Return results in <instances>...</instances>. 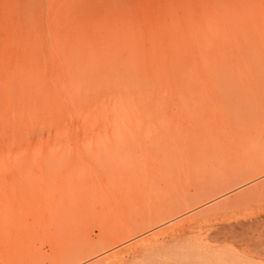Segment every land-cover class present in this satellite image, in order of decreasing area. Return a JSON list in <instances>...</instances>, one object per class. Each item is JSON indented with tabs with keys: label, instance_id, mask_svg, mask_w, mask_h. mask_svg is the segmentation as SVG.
<instances>
[{
	"label": "rangeland",
	"instance_id": "obj_1",
	"mask_svg": "<svg viewBox=\"0 0 264 264\" xmlns=\"http://www.w3.org/2000/svg\"><path fill=\"white\" fill-rule=\"evenodd\" d=\"M10 228L0 264H264V0H0Z\"/></svg>",
	"mask_w": 264,
	"mask_h": 264
},
{
	"label": "bare ground",
	"instance_id": "obj_2",
	"mask_svg": "<svg viewBox=\"0 0 264 264\" xmlns=\"http://www.w3.org/2000/svg\"><path fill=\"white\" fill-rule=\"evenodd\" d=\"M197 153V152H196ZM201 155V154H200ZM199 155V156H200ZM187 156V155H186ZM185 156V157H186ZM202 156V155H201ZM188 157V156H187ZM186 157V159H189V158H187ZM194 157L196 158V154L194 155ZM202 158V157H201ZM200 160V159H199ZM198 160V161H199ZM202 160V159H201ZM196 162H197V158H196V160H195ZM201 163H203V161H200ZM199 162V163H200ZM200 163V164H201ZM204 164V163H203ZM203 164H201L202 166H203ZM198 165V164H197ZM192 167H193V165H191ZM224 166V165H223ZM230 166V165H229ZM226 167V166H225ZM225 167H222V168H225ZM237 167V166H236ZM195 168V167H194ZM204 168V167H203ZM208 168H209V166H208ZM211 168V167H210ZM196 169V168H195ZM232 169L233 170H236V168L234 169V167L232 168V165H231V168L229 169V175H230V173L232 172ZM194 170V169H193ZM201 172L202 173H204L203 172V170H202V167H201ZM199 170V171H200ZM210 170V169H209ZM214 170V169H213ZM230 170H231V172H230ZM186 171V170H185ZM210 171H212V169L210 170ZM223 171V170H222ZM221 171V172H222ZM188 172H190V171H188ZM195 172V171H194ZM200 172V173H201ZM234 172V171H233ZM191 173V172H190ZM206 173H207V170H206ZM227 173V172H226ZM189 174V173H188ZM205 174V173H204ZM214 174H215V170H214ZM237 174V173H236ZM239 175H240V173H238ZM193 175H194V173H193ZM208 175V173L206 174V176ZM232 175H234L233 173H232ZM246 175V174H245ZM215 176V175H214ZM223 176H224V172H223ZM227 176H228V173H227ZM237 176V175H236ZM209 176H207V178H208ZM238 178H236V179H238V181H239V179H240V177L239 176H237ZM252 177L253 176H245L244 178V180H241V181H239V183H242V182H245V181H248V180H250V179H252ZM202 180H203V178H201ZM231 179H232V177H231ZM257 179V178H256ZM207 180H209V178L207 179ZM204 181V180H203ZM202 182V181H201ZM205 182V181H204ZM214 182V181H213ZM212 182V183H213ZM198 183V182H197ZM206 183H207V181L205 182V187H207V185H206ZM220 183H221V181H220ZM223 183H224V181H223ZM196 185H198V184H196ZM200 185V184H199ZM220 185V184H219ZM248 185V184H247ZM198 187H200V186H198ZM197 188V187H196ZM186 192H189V191H186ZM204 200V199H203ZM132 209H134V208H132ZM137 212V211H136ZM135 212V213H136ZM153 213V212H152ZM120 215H121V212H120ZM143 215V214H142ZM147 215H148V213H147ZM149 215H150V211H149ZM151 215H153V214H151ZM159 215V216H158ZM165 216H168V218H170L172 215H168L166 212H164V213H157V216H155V218H152V217H149V218H147V222L148 221H151V219H154L155 221H158V220H160L159 218H165ZM159 217V218H158ZM139 218H137V221L139 222V220H138ZM132 220V219H131ZM136 220V219H135ZM171 220V219H170ZM133 221H134V219H133ZM135 222V221H134ZM141 222V221H140ZM143 222V221H142ZM146 222V223H147ZM152 222V221H151ZM144 223V222H143ZM145 223V224H146ZM14 224V223H13ZM156 224V223H155ZM157 224H158V222H157ZM15 225V224H14ZM112 225V224H111ZM116 225V224H115ZM132 225V224H131ZM11 226V225H10ZM144 226V225H143ZM155 226H157V225H155ZM9 227V226H8ZM11 227H13V226H11ZM108 227H109V225H108ZM112 227V226H111ZM113 227H114V224H113ZM115 227H117V225L115 226ZM129 227V226H128ZM95 228V227H94ZM97 228V227H96ZM106 228H107V224H106ZM106 228H105V230H106ZM10 229H12V228H10ZM113 229V228H112ZM157 229V228H156ZM78 231V230H77ZM104 231L99 227V230H98V233L96 234V236L94 235V233H93V231H91V232H85L84 230H79L78 231V234L75 236V240H76V242L74 243V246H73V249H72V252L77 256V257H85V256H89L90 255V250L91 249H93V248H96V247H98V245L100 244V243H102V244H110L111 242H112V240L114 239L113 237H108V236H104V234H106L105 232L103 233ZM109 234L111 233V229H110V232L109 231H107ZM24 233H26V228H21V229H17V230H15L14 231V229H12V230H7L6 232H4V234L2 235V236H0V250L2 249H4L5 247H6V245L7 244H11V243H14L16 240H18V238H23V234ZM212 234V233H211ZM214 234V233H213ZM212 234V235H213ZM209 235V234H208ZM212 235H211V237H212ZM217 235L218 234H216L215 236L217 237ZM115 236V235H114ZM210 237V238H211ZM220 237V236H219ZM215 239V238H214ZM212 240H213V238H212ZM217 240V239H216ZM51 254L56 250V248L54 249V248H52L51 247ZM129 252V251H128ZM49 253V252H48ZM131 254V253H130ZM46 255H47V253H46ZM121 255V254H120ZM48 256V255H47ZM49 257V256H48ZM124 257H125V255H124ZM124 259V258H123ZM120 260H121V257H120ZM135 260V259H134ZM137 260V259H136ZM177 260V259H176ZM121 262V261H120ZM110 264V263H109Z\"/></svg>",
	"mask_w": 264,
	"mask_h": 264
}]
</instances>
